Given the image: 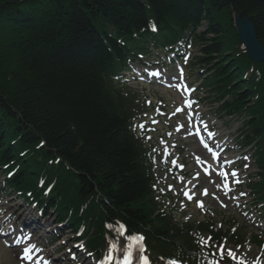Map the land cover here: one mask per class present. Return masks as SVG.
<instances>
[{
	"label": "trees",
	"instance_id": "obj_1",
	"mask_svg": "<svg viewBox=\"0 0 264 264\" xmlns=\"http://www.w3.org/2000/svg\"><path fill=\"white\" fill-rule=\"evenodd\" d=\"M236 15L252 21L264 48V0H0V165L15 171L8 188L39 200L54 184L40 204L73 228L85 225L97 255L105 224L122 222L145 235L157 259L197 264L196 238L221 234L160 212L154 163L135 130L148 106L117 81L138 55L190 39L205 100L219 115L246 118L244 146L264 139V63L249 59Z\"/></svg>",
	"mask_w": 264,
	"mask_h": 264
},
{
	"label": "rangeland",
	"instance_id": "obj_2",
	"mask_svg": "<svg viewBox=\"0 0 264 264\" xmlns=\"http://www.w3.org/2000/svg\"><path fill=\"white\" fill-rule=\"evenodd\" d=\"M147 64L148 65L136 63L134 64L133 68L134 70L146 71L147 73H150L151 71H154L156 69L154 67L156 65L152 63H147ZM190 74L191 73L189 72L188 75L185 74L181 75V71L176 72L174 77L176 78L179 76L180 81L178 82L177 85L178 88L176 89V87H174L173 89H171V91L164 89L165 88L164 85H148L147 86V89L149 91L148 95L151 97L152 102L158 104L159 101H157L156 99H159L158 96H162L164 99L168 97H171V99L175 98V102L181 104L182 101L187 98V96L184 95V93H182V90L180 88L186 87L187 79H189L193 83L195 81L194 78L190 76ZM137 76L140 77V74H138ZM129 79L131 80V84L134 85L131 87L134 88L136 85H138V81L136 80L135 76H131ZM192 111L196 113V116L201 117V119H203L204 117L205 119L210 120V124L214 125V130L219 135V140L225 143V145L227 144V141H230V143L232 142L233 132L238 127L237 121L229 122L231 120H229L228 118L221 121L219 119H212L210 115H207L208 106L205 105L196 106ZM162 115L163 113H160L158 111V112H154L153 116L158 117ZM172 117H176L178 118V120L175 121L174 123H171L169 122L170 121L169 119L171 117H166L160 122L159 125L158 124L159 120L157 119L154 123V125L157 124V127L155 128L154 132H152L151 137H155L154 143L156 144L157 142L158 148L166 152V154L164 153V155H167V153H171V152H174L177 155L179 153V150H183V152L185 151V153L181 157L177 155L178 159L177 156L176 159L178 164H182L183 161L186 163L187 166L186 171L190 172V177H189L190 179L188 180V178L186 179L183 178L180 181H178L177 179H174L173 175L171 176L169 173H166L164 171H159L158 174L160 178L159 186L161 187L163 186L166 191L172 190L176 195L182 197V191H181V188H183L182 184H184L185 182H186L185 184H187V181H195L196 188L193 190V193L195 194L196 192V195H198V199H200L203 202V204L207 206L206 208L209 209L211 212L209 214L207 213L205 214L202 210H198L193 205L188 215H192L194 220L213 219L217 223L218 228H220L221 226H223L222 225L223 223H226V225H228L229 221L236 219L238 223V227L243 228L245 233L256 234L257 232H259L260 230L256 226L253 227L251 225L250 216L246 215L244 212V208L246 207L247 203L251 201V198L249 197V191L243 186H240V188L237 187V185L243 184L247 180V178H249V175H251L255 171V166L252 163V161L249 159V157H247V159H245L246 155L242 157L244 163L242 166H238L239 168L238 176L237 178H234V181L232 182L231 190H230L231 193L229 192L227 194L225 192L224 194H222V192L218 190V184L221 182L218 181V178L215 176V174H213V172H211V176L209 177L207 175H203V173H201L200 169H198L197 166L194 167L195 158L200 156L199 151H201V149L198 146L197 142L194 140V138H191V134H192L191 123L193 119H190L189 112H184L180 115L174 114ZM166 125L169 127L168 131H167L168 127ZM170 126H174L175 129H171ZM160 136L163 137V139H160ZM232 148L233 151L229 152L226 155L228 158L234 157L235 154L239 155V152L234 150L233 145L231 149ZM201 152H202V156L204 157H209L208 155H210L209 153L208 155H206L205 154L207 153L206 151L205 152L201 151ZM208 160L210 161V157ZM220 180L222 181L223 184V180L222 179ZM1 183L2 180H0V186ZM205 190H207V194L204 195ZM217 191L219 193L220 199L217 196ZM174 195L172 194L173 197ZM21 204H25V203L16 200L15 198H9L7 201L4 202L1 201L0 211L5 212V214H2L0 216V221H5L6 217L12 213H17L18 216L20 212L19 213L17 212V207ZM33 209L34 207H28L26 208V211L29 213H34V215L37 216V212L34 211ZM22 210H25V207H23ZM44 220L54 223L55 217L54 215H51ZM263 221L264 220H262V222ZM55 227L57 228L56 224ZM228 228L229 227L226 226L224 231H226ZM256 228L258 230H256ZM71 237L72 235H69V238ZM46 240L45 241L42 240V241L46 242ZM61 243L62 242H60V244ZM62 249L65 253L64 252L61 253V258L66 259L67 258L66 249H68V247H62ZM246 250L247 252H253L254 250L256 252L257 251L261 252L263 249L253 245H248ZM256 252H254L255 255H258ZM105 260L106 263L108 264V257H105ZM148 260H149V264H155V259L149 258ZM0 264H18L15 252L12 250H8L5 247L0 248Z\"/></svg>",
	"mask_w": 264,
	"mask_h": 264
},
{
	"label": "water",
	"instance_id": "obj_3",
	"mask_svg": "<svg viewBox=\"0 0 264 264\" xmlns=\"http://www.w3.org/2000/svg\"><path fill=\"white\" fill-rule=\"evenodd\" d=\"M236 26L241 41L246 45L250 58L255 62H264V48L257 37L256 29L249 18H236Z\"/></svg>",
	"mask_w": 264,
	"mask_h": 264
},
{
	"label": "snow or ice",
	"instance_id": "obj_4",
	"mask_svg": "<svg viewBox=\"0 0 264 264\" xmlns=\"http://www.w3.org/2000/svg\"><path fill=\"white\" fill-rule=\"evenodd\" d=\"M153 31H155V26H153ZM245 159H247V157H245ZM57 162H59V161H57ZM232 175H235V173H232ZM205 194H207V190H205ZM197 206L200 207V208H203V202L198 201L197 202ZM228 254H229V256L233 255V253L231 251ZM173 264H175V262H173Z\"/></svg>",
	"mask_w": 264,
	"mask_h": 264
}]
</instances>
